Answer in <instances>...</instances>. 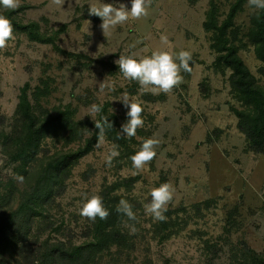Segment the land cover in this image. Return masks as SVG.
Returning a JSON list of instances; mask_svg holds the SVG:
<instances>
[{"label": "rangeland", "instance_id": "374dc122", "mask_svg": "<svg viewBox=\"0 0 264 264\" xmlns=\"http://www.w3.org/2000/svg\"><path fill=\"white\" fill-rule=\"evenodd\" d=\"M209 1L152 0L146 17L130 18L103 32L101 19L88 11L99 0H19L15 10L24 9L16 14L19 21L35 22L48 35L61 30L57 43L61 50L105 65L71 59L50 45L14 35L0 49V119L4 120L0 134L11 131L20 90L28 84L29 101L41 119L70 108L74 123L89 124L71 137L60 128L50 132L42 154L75 150L83 143L81 137L88 139L100 114L91 111L93 104L117 117L119 127L114 129L119 134L127 121V108L120 101L125 94L138 99L143 108L144 126L129 138L132 153L144 139L160 141L157 155L141 170L121 155L106 166L105 156L114 143L103 133L65 181L51 210L54 227L41 240L62 239L73 245L89 240L95 220L80 215L85 194L100 195L104 188L118 186V203L126 199L132 204L136 220L122 216L121 247L104 252L97 264H231L230 246L239 240L264 255V154L247 136L258 104L238 94L231 85V72L214 64L210 35L203 28ZM118 2L130 8L129 0ZM232 2L219 0L221 20ZM5 11L0 8V13ZM258 11L247 0L229 36L256 86L264 89V63L250 40ZM162 35L168 38L166 44ZM157 48L190 51L191 71H182V83L168 93H142L138 83L122 77L116 61L121 54L144 56ZM43 86L46 93L38 99L35 91ZM237 114L243 115L245 132ZM69 138L75 142L67 145ZM15 166L0 143V171L11 177ZM164 182L171 183L175 192L166 219L155 221L145 213V205L150 190ZM133 224L134 234L129 227Z\"/></svg>", "mask_w": 264, "mask_h": 264}, {"label": "trees", "instance_id": "16d2710c", "mask_svg": "<svg viewBox=\"0 0 264 264\" xmlns=\"http://www.w3.org/2000/svg\"><path fill=\"white\" fill-rule=\"evenodd\" d=\"M246 1L233 0L226 17L221 20L219 0H210L203 28L210 35L211 49L216 55L215 66L231 72V85L238 94L257 101L256 120L247 136L256 141L258 151L264 154V89L256 86L229 36ZM23 10L19 8L2 13L12 22L13 36L23 35L29 42L50 45L56 53L71 59L105 65L87 56L61 50L57 44L61 30L48 35L35 22L22 23L16 14ZM251 24L250 40L256 48L258 59L264 63V10L257 12ZM28 92L29 85L26 84L20 90L11 131L7 135L0 134L3 150L16 164L11 177L0 171V264H97L104 252L119 248L123 243L124 236L120 229L123 214L116 211L119 205L115 195L118 186L106 187L100 193L109 216L103 220L99 217L95 219L91 238L86 242L73 245L62 239L41 240L40 236L54 227L50 220L56 198L64 192V183L72 169L93 151L100 136L106 133L110 141L119 146L120 155L126 158L133 154L130 140L118 134V130L114 129V126L119 127L117 117L108 115L107 109L103 107L98 122H101L102 116L107 117L112 127L105 125L102 132L93 127L91 136L84 141L81 137L79 142L83 143L75 150L42 154L43 144L50 132H57L60 128L71 137L78 133V129L84 131L89 124L74 123V111L70 108L48 120L41 119L29 101ZM45 93V86L38 87L35 97L39 99ZM237 115L241 129L245 132L243 115ZM3 122L1 118L0 125ZM112 133L115 138H111ZM66 141L67 145L75 142L70 138ZM20 176L24 178L23 182L17 179ZM229 261L231 264H264V255L239 240L230 246Z\"/></svg>", "mask_w": 264, "mask_h": 264}, {"label": "clouds", "instance_id": "9594fccd", "mask_svg": "<svg viewBox=\"0 0 264 264\" xmlns=\"http://www.w3.org/2000/svg\"><path fill=\"white\" fill-rule=\"evenodd\" d=\"M152 0H129L130 8L113 0V3H104L99 0L98 6H92L88 9L91 15L99 17L102 21L101 28L103 32L115 28L117 25L124 24L130 18L140 19L146 17L149 13ZM19 6V0H0V8L15 10ZM249 7L253 10H264V0H249ZM13 38V25L7 15L0 13V49L7 46L10 39ZM162 43H167V36L160 37ZM192 54L188 50H168L167 48H157L149 55L138 56L135 53H127L119 55L118 63L119 72L125 80L138 83L141 92H152L158 94L160 92L168 93L174 87L183 81L181 72H190V61ZM120 101L127 108V121L121 126L120 135L128 138L135 137L137 129L144 126V119L141 115L143 108L137 99L133 101L126 94L121 96ZM93 113L102 112V105L93 104L91 106ZM105 125L111 126V121L107 117L102 116L101 122L96 127L103 131ZM160 141L156 138L144 139L139 145V149L130 157L132 165L135 169L141 170L145 165L152 161L157 155L156 147ZM120 155L119 146L113 144L104 162L106 166H111L114 158ZM23 182V177H17ZM175 188L169 182L160 183L159 186L150 190V201L145 205V213L150 215L155 221H163L166 219L168 204L172 201ZM122 213L130 221L136 220V213L133 211V205L126 199H121L116 209ZM80 215L95 220L99 217L101 220L109 216L108 209L104 206L103 198L98 194H85L84 202L80 208ZM130 232H136L135 225H130Z\"/></svg>", "mask_w": 264, "mask_h": 264}]
</instances>
